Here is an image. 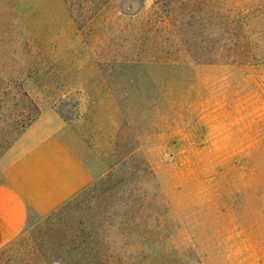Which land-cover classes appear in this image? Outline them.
Here are the masks:
<instances>
[{
    "label": "rangeland",
    "instance_id": "374dc122",
    "mask_svg": "<svg viewBox=\"0 0 264 264\" xmlns=\"http://www.w3.org/2000/svg\"><path fill=\"white\" fill-rule=\"evenodd\" d=\"M32 126L94 181L0 264L104 222L115 264H264V0H0V160Z\"/></svg>",
    "mask_w": 264,
    "mask_h": 264
},
{
    "label": "crops",
    "instance_id": "0c3cea01",
    "mask_svg": "<svg viewBox=\"0 0 264 264\" xmlns=\"http://www.w3.org/2000/svg\"><path fill=\"white\" fill-rule=\"evenodd\" d=\"M93 181L88 165L61 134L29 128L0 160V249Z\"/></svg>",
    "mask_w": 264,
    "mask_h": 264
},
{
    "label": "trees",
    "instance_id": "16d2710c",
    "mask_svg": "<svg viewBox=\"0 0 264 264\" xmlns=\"http://www.w3.org/2000/svg\"><path fill=\"white\" fill-rule=\"evenodd\" d=\"M228 45V43H226ZM250 54V53H249ZM245 52H234L233 57L238 59H247L246 57L249 55ZM248 58H253L251 55ZM237 62V61H235ZM239 63V62H238ZM90 189H86L81 192L78 196H76L73 200L66 203L58 213H56L53 218L57 216L63 215V213L71 210V208L81 201L84 198ZM143 216V215H142ZM53 218L49 217L48 220H52ZM82 225V224H81ZM104 224H101L99 227L100 233L96 231V229H90L87 226L82 225L80 227L78 233L72 234L71 238L67 240L65 244L61 245V249L64 251L66 257L65 259L59 260L61 264H115L113 259V251L111 247V243L104 237L106 232ZM129 232V231H128ZM135 233L134 231H130V234ZM151 235L149 230H137L136 236H139L141 240H147ZM136 249L135 245L132 246Z\"/></svg>",
    "mask_w": 264,
    "mask_h": 264
}]
</instances>
